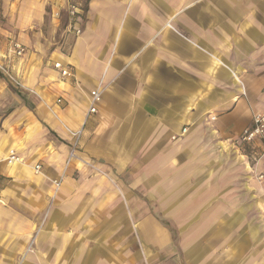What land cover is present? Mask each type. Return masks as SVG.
<instances>
[{
  "label": "crops",
  "instance_id": "1",
  "mask_svg": "<svg viewBox=\"0 0 264 264\" xmlns=\"http://www.w3.org/2000/svg\"><path fill=\"white\" fill-rule=\"evenodd\" d=\"M0 16V59L32 92L0 75V264H264V146L238 141L264 113V0H0Z\"/></svg>",
  "mask_w": 264,
  "mask_h": 264
},
{
  "label": "built area",
  "instance_id": "2",
  "mask_svg": "<svg viewBox=\"0 0 264 264\" xmlns=\"http://www.w3.org/2000/svg\"><path fill=\"white\" fill-rule=\"evenodd\" d=\"M67 12H68V16L70 20L72 21V23H74L75 18L79 15L80 6L75 3H70L68 5ZM75 33L76 34L80 33V30L78 27L75 28ZM24 52H25V46H23L19 42L12 43V48H11L12 55L22 56ZM53 66L55 69H57L60 72L61 76L63 77L72 76L71 70L68 67L64 66L62 62L56 61L54 62ZM2 69L5 71L4 68ZM6 74L13 81L14 84L19 85V86L21 85V83L12 74H10L7 71H6ZM100 100H101V94L99 90L95 89V90L90 91V106L88 110L89 113L96 112L97 110L96 105L98 104V102H100ZM185 131H186V128H183L182 133H184ZM79 133L80 131L75 132L73 134L76 139L78 138ZM238 141L241 144H246V145L253 146V147L258 146V145L264 146V113L256 112L252 114L250 125L246 126L241 131L240 135L238 136ZM75 151L76 149H75V144H74L73 148L70 151L71 158L75 157ZM20 160L21 159L17 154H10L5 159L7 164L19 162ZM34 170L35 172H40L41 165L35 164ZM59 184H60L59 181H56V180L54 181V185L56 187L59 186Z\"/></svg>",
  "mask_w": 264,
  "mask_h": 264
},
{
  "label": "rangeland",
  "instance_id": "3",
  "mask_svg": "<svg viewBox=\"0 0 264 264\" xmlns=\"http://www.w3.org/2000/svg\"><path fill=\"white\" fill-rule=\"evenodd\" d=\"M1 19L2 18L0 16V20ZM9 56L10 55H8L7 59H10ZM0 58H1V56H0ZM1 67L4 68L5 71ZM23 67L24 66L22 63L19 66V69H22ZM6 71L9 72L10 74H12L21 83L18 75L16 73H14V71H12L10 62L9 61L3 62L0 59V75L2 76L1 79L4 82V84L6 85V88L8 90V96L18 95L19 99H21V101H19V102L24 103L25 105L29 106L30 96L32 95V92L30 90L25 89V86L23 85V83L20 86L14 84L13 81L6 74ZM19 102L17 101L16 104H18ZM14 105H15V103L14 104L9 103V101H8L7 110H10L11 108H13ZM170 230L172 231L173 234L175 233V230H174L172 225H170ZM146 264H191V263L186 262V260L184 258H182L180 253L178 252L176 255H172V256H160L159 260H155L154 262L146 261Z\"/></svg>",
  "mask_w": 264,
  "mask_h": 264
}]
</instances>
